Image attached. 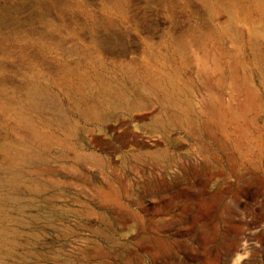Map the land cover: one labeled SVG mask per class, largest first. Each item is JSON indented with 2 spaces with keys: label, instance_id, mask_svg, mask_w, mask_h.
Listing matches in <instances>:
<instances>
[{
  "label": "rangeland",
  "instance_id": "obj_1",
  "mask_svg": "<svg viewBox=\"0 0 264 264\" xmlns=\"http://www.w3.org/2000/svg\"><path fill=\"white\" fill-rule=\"evenodd\" d=\"M0 264H264V0H0Z\"/></svg>",
  "mask_w": 264,
  "mask_h": 264
}]
</instances>
